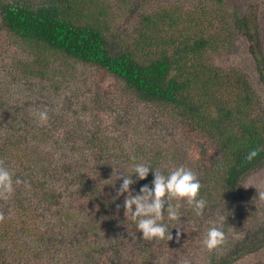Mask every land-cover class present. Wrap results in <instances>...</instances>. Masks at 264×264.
<instances>
[{
	"label": "trees",
	"instance_id": "trees-1",
	"mask_svg": "<svg viewBox=\"0 0 264 264\" xmlns=\"http://www.w3.org/2000/svg\"><path fill=\"white\" fill-rule=\"evenodd\" d=\"M74 2L4 3L0 30L26 49L51 51L104 71L144 106L161 113L162 107L167 108L201 140L202 155L213 152L206 171L195 170L201 181L199 196L208 202L203 214L195 217L206 219L211 205L229 218L241 182L264 165V101L246 73L214 66L206 57L244 39L264 89V54L255 12L241 13L230 0H210L207 6L199 3L187 10L161 8L144 14L117 49L112 46L108 20L101 19L102 10L92 12L93 7L82 22L84 16L76 17ZM14 85L0 84V163L14 180L19 177L31 187L14 183L12 194L0 196V264H106L109 259V264H143L126 255L125 249H138L145 263L151 264L157 258L155 248L174 245L181 236L193 233L179 227L178 219L169 221L166 212L161 222L168 224L171 240L143 239L138 228L135 236L125 231L127 224L136 222L123 206L127 193L117 197L122 180L116 174H131L132 152L139 161L167 174L156 153L143 161L139 150L127 152L119 137L104 134L101 128L93 134H76V139L67 131L59 141L51 132L40 133L38 113L28 117L25 105L10 97L17 93L12 89L22 91ZM22 89L26 90L25 84ZM254 148L261 150L247 159ZM59 150L66 162L57 159ZM110 165L118 170L104 172ZM153 178L152 172L145 180L134 175L133 194L144 184L152 187ZM73 182L98 204L100 221L90 214L79 219L69 200ZM171 203L180 205L181 217L187 206L175 199ZM29 211L35 212L31 223L30 218H19ZM216 249L206 250L207 264L248 260L264 250V223L235 245L229 243L224 255Z\"/></svg>",
	"mask_w": 264,
	"mask_h": 264
},
{
	"label": "rangeland",
	"instance_id": "rangeland-1",
	"mask_svg": "<svg viewBox=\"0 0 264 264\" xmlns=\"http://www.w3.org/2000/svg\"><path fill=\"white\" fill-rule=\"evenodd\" d=\"M230 1L241 13L255 12L254 18L262 38L264 54V0ZM209 2L210 0H75L74 3L78 11L77 18L87 15L93 7L95 9L91 10L92 12L102 10L104 15L101 19L108 20L110 31L114 34L112 46L118 49L128 38L127 35L133 33L136 23L144 14L172 6L187 10L199 3L202 7L207 6ZM4 3L36 6L47 4L48 0H0V6ZM84 18L85 16L82 22H85ZM247 49L245 40L238 38L230 48L210 53L206 58L214 66L235 68L246 73L250 83L257 89L259 98L264 101V89L258 83L255 64ZM0 84H15L14 86L22 90L20 92L17 88L12 89L17 93L10 97L16 102L18 98L19 102L25 105L28 117L47 109V122L39 121L36 126L40 133L51 132L54 139L58 137V141L67 131H72L71 137L76 139V134H93L97 128H101L102 133L119 137L122 140L121 147L126 148L127 152L139 150L138 156H141L143 161L155 152L159 166L168 171L184 165L193 171L200 168L203 173L211 164L210 156L213 152L208 150L210 153L202 155L201 140L194 132H189L180 119L172 116L167 108L162 107L161 113L154 106H144L130 94L123 92L120 86L123 83L104 71L78 61L64 59L51 51L26 49L4 30H0ZM22 84L26 85L27 91L22 89ZM95 119L98 121L97 127L93 128L91 123L94 124ZM63 139L65 140L64 136ZM57 154V159L66 162L60 150ZM131 154L136 156L134 152ZM56 165L61 166L60 163ZM115 170L118 168L114 165L103 169L107 173ZM70 187L73 196H70L69 200L79 219L88 218L90 214L100 221L98 204L84 192H80L81 189L76 183H71ZM234 200L235 205L225 225L224 221L219 222L221 215L225 214L226 217L220 207L209 205L211 209L208 216L200 221V218H196L193 211H190L186 200H178L180 204L187 206L178 219V226L193 233L181 236L174 245L155 248L157 258L151 264H182L185 259L189 260L190 264H207V249L202 241L209 227L216 225L224 230L225 241L216 249L217 253L224 255L229 243L235 245L246 234L264 223V165L243 179ZM30 211L28 214L23 213L19 218H30L31 223V216L35 217V212ZM136 228L135 223L127 224L125 231L130 230L135 236L138 232ZM136 251L125 249L124 253L144 264L145 261ZM109 262L110 259L106 264ZM236 264H264V250Z\"/></svg>",
	"mask_w": 264,
	"mask_h": 264
},
{
	"label": "clouds",
	"instance_id": "clouds-1",
	"mask_svg": "<svg viewBox=\"0 0 264 264\" xmlns=\"http://www.w3.org/2000/svg\"><path fill=\"white\" fill-rule=\"evenodd\" d=\"M38 118L41 123L47 122L48 110L38 112ZM261 149L254 148L248 153L247 159L255 158ZM131 174L117 175L116 179H121L122 183L117 191V197L127 193L124 197L123 206L127 213L131 214V220L136 222V226L142 233V238L146 240H171L172 233L168 229V224L162 223L164 214L167 213L169 221L179 219V204L173 205L171 201L186 200L192 207L196 216L203 214L207 201L199 196L201 190V181L197 174L191 168L179 165L169 171L167 174L157 168L152 167L146 162H141L137 157L132 156ZM153 173L152 187L144 184L140 187L139 192L133 194L131 185L135 182L133 176L138 180H145L149 173ZM15 184L31 185L27 181L17 177L13 178V173L2 163H0V196L10 195L14 192ZM226 219L224 215L219 217V222ZM179 237V232L177 233ZM225 241V232L222 227H209L202 241L203 246L209 251L221 246ZM182 264H190L185 259Z\"/></svg>",
	"mask_w": 264,
	"mask_h": 264
}]
</instances>
